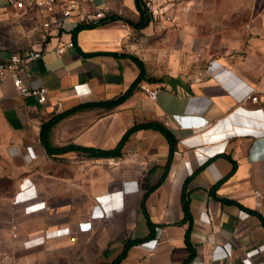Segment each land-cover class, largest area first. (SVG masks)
<instances>
[{
	"label": "crops",
	"instance_id": "0c3cea01",
	"mask_svg": "<svg viewBox=\"0 0 264 264\" xmlns=\"http://www.w3.org/2000/svg\"><path fill=\"white\" fill-rule=\"evenodd\" d=\"M138 3L96 0L107 8L106 16L119 19L75 36L74 32L53 36L33 46L39 58L30 67L29 84L47 88L43 104L36 97H21L11 81L1 87L0 264H40L43 258L45 264L54 259L63 263L72 242L68 230L83 221L93 223L87 210L80 219L72 220L66 209L52 214L49 207L36 212L37 206L29 205L35 208L27 211L28 205L12 203L10 198L27 175L41 194L47 190V194L59 196L71 191L72 172L63 176L59 172L74 154L83 164L103 161L118 165L110 182L95 187V195L119 187L121 166L128 179L142 181L134 194L138 196L136 219L128 220L124 227L133 231L130 240L149 238L130 247L119 264H264L263 13L244 43H230L232 52L245 51V55L214 59L206 71L199 61L197 74L178 73L176 63L173 72L158 76L157 81L144 80L117 107L84 108L62 118L49 133L55 148L76 145L110 150L134 125L160 122L177 139L173 152L165 136L148 128L128 138L120 158L92 159L81 152L51 157L41 142L43 123L82 104L116 100L138 78L140 69L128 57L135 55L127 43L132 29L149 32L148 23L137 26ZM29 15L38 17L41 32V15H22L0 1V23L7 24V30L12 26L8 24ZM70 41L74 47L58 54L57 46ZM12 53L16 52H4L0 60ZM146 76L149 78L148 71ZM146 89L157 91L155 100ZM251 96L258 97V102ZM26 155L34 159L28 166ZM185 192L190 221L183 208ZM187 233L192 249L187 245ZM101 238L100 245L107 250L113 237L103 231ZM124 248L98 263L112 264ZM254 250L259 252L249 257Z\"/></svg>",
	"mask_w": 264,
	"mask_h": 264
},
{
	"label": "rangeland",
	"instance_id": "374dc122",
	"mask_svg": "<svg viewBox=\"0 0 264 264\" xmlns=\"http://www.w3.org/2000/svg\"><path fill=\"white\" fill-rule=\"evenodd\" d=\"M175 8L179 18L175 27L167 24H161L162 27L149 25L148 33L134 28L127 39L133 55L144 62L149 78L168 75L176 69V63L178 73L197 74L199 61H202L201 70L206 71V66L214 59L245 55V51L232 52L230 43L242 44L251 36V27L259 25V16L264 14V0H175ZM29 16L33 21L31 17H20L19 23L15 21L14 24H8L12 25L9 30L5 29L7 24L0 23V57L6 51H34L33 46L43 40L38 28V17ZM106 17L112 18L114 15ZM28 155L25 156V166L34 160ZM69 159L72 161L65 164V169L61 167L59 173L63 176L65 172H72L71 191L61 192L59 196H51L47 190L41 194L37 190V183L27 175L10 198L12 203L37 206L35 210V206L25 208L27 211H46L49 207L51 213L55 214L54 210L66 209L70 212L66 216H71L72 220L80 219V214L87 210L93 223L83 221L77 225L78 228L68 230L72 237L70 255L63 263L56 262V259L49 262L99 264L101 259H108L125 246L124 241L126 243L132 238V229L124 225L128 220L136 219L138 196L134 194H137L138 184L142 181L128 179L121 166L119 187L102 196L95 195V187L110 182L112 172L117 171L118 165L103 161L83 164L78 161L76 154ZM32 169L35 172L34 167ZM44 169L46 172L47 166ZM47 185L44 184V187ZM6 186L9 189L11 185L8 183ZM97 220H102V223H96ZM103 231L113 237V242L104 251L103 245H100ZM60 257L64 259L62 251ZM45 262L43 258L38 263Z\"/></svg>",
	"mask_w": 264,
	"mask_h": 264
},
{
	"label": "built area",
	"instance_id": "2783aa9c",
	"mask_svg": "<svg viewBox=\"0 0 264 264\" xmlns=\"http://www.w3.org/2000/svg\"><path fill=\"white\" fill-rule=\"evenodd\" d=\"M13 7L22 15L38 13L41 15L40 27L43 41L53 36L74 32L81 24L92 23L106 17L105 5L96 4V0H0ZM145 13V23L149 25L167 24L172 27L178 25V15L175 0H141ZM172 5V6H170ZM95 8H94V7ZM91 11V9H93ZM162 27V25H161ZM160 27V28H161ZM66 47H74V43L60 44L56 51L62 55ZM39 58L38 52L26 51L12 53L8 58L0 60V98L1 87L11 81L19 95L23 98L36 97L40 104L46 101L48 90L43 86H31V65ZM149 97L155 100L157 91L146 89ZM253 102L258 97L251 96ZM254 250L248 256L255 255Z\"/></svg>",
	"mask_w": 264,
	"mask_h": 264
},
{
	"label": "trees",
	"instance_id": "16d2710c",
	"mask_svg": "<svg viewBox=\"0 0 264 264\" xmlns=\"http://www.w3.org/2000/svg\"><path fill=\"white\" fill-rule=\"evenodd\" d=\"M138 10L140 13V22L137 23V26L143 27L147 23H145V13H144V10H143L142 5L140 3V0L138 3ZM118 19H119V17H117V16L116 17L114 16L112 18L105 17L104 19L94 21L92 23L81 24L74 31L73 36H75V34L81 30L94 28V27L102 25L106 22L118 20ZM128 57L131 58L138 65V67L140 69V74H139L138 78L134 81V83L132 84L130 89L124 95H122L120 98L113 100V101H107V102H103V103H86V104L79 105V106L74 107L73 109H71L69 111H66L64 113H61V114L55 116L54 118L50 119V121L43 123V125L41 127V142H42L43 146L45 147L49 156L54 157V156H58V155L68 153V152H81L87 158H92V159L120 158L123 154L122 153L123 145L128 140V138L135 131H138V130L144 129V128L156 130V131L160 132L163 136H165V138L169 142L171 152H173V150L177 144V139L174 136V134L168 129V127L165 126L164 124L160 123V122H147V123L134 125L133 127H131L130 129L127 130V132L125 133V135L123 136V138L121 139V141L119 142L117 147L114 149H110V150H103V149L89 148V147H80V146H76V145H68V146L62 147V148H55V147L51 146V144L49 142V133H50L51 128L56 123H58L62 118H64L65 116L72 114L74 112H77L79 110H82L84 108H91V107H95V106H98V107L100 106V107H104L107 109L115 108L118 105H120L121 103H123L138 88L139 84H141L144 80H150L153 82L157 81V79H154V78H147L145 66L140 59H138L137 57L132 56V55H128ZM144 199H146V195L144 196L143 201H142V208H144L143 207L144 206ZM226 202L231 203V201H226ZM183 208H184V212H185V219L190 221L191 217H190V213H189V200H188L186 192L183 194ZM154 226L155 225L149 221V227L154 228ZM147 238H149V237H147ZM147 238L127 241L125 243V248H124L123 252L117 257V259L114 260V262L112 264H119V262H121V260L126 256V252L130 247L144 242V240H146ZM186 241H187L188 247L192 249V246H191L190 241H189L188 233L186 235Z\"/></svg>",
	"mask_w": 264,
	"mask_h": 264
}]
</instances>
